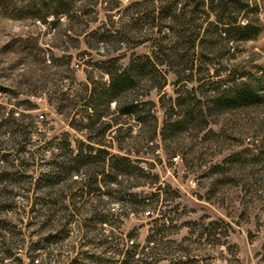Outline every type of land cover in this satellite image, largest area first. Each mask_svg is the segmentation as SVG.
Listing matches in <instances>:
<instances>
[{
    "label": "rangeland",
    "instance_id": "1",
    "mask_svg": "<svg viewBox=\"0 0 264 264\" xmlns=\"http://www.w3.org/2000/svg\"><path fill=\"white\" fill-rule=\"evenodd\" d=\"M170 1H78L72 5L77 9L70 16L62 14L53 26L52 18L43 22L35 16L43 9L41 0H0V264H121L132 241L134 257L143 258L141 264H264V0H250L247 16L240 15L241 21L247 17L258 25L254 37L227 45L223 39L204 48L213 61L207 72L187 69L179 76L177 66L159 64L162 87L149 88L146 78L137 88L138 96L153 101L156 134L152 140L127 138L120 147H108L105 168L97 171L100 190L79 197L74 196L79 185L67 178L37 184L55 153L66 151L56 143L68 145L74 155L84 146L80 140L88 141L87 130L71 123L78 118L75 110L69 105L58 109L71 100L62 102L61 93L67 91L70 97L83 93L84 84L91 87L89 76L107 81L108 74L98 63L108 57L118 55L117 65L124 67L134 56L149 53L150 37L158 30L148 25L150 16ZM177 1L175 14L185 0ZM206 10L200 6L186 16L204 18L207 25L216 17L209 7ZM183 19L171 23L180 28ZM123 26L127 29L122 39L96 41L98 31L115 33ZM167 33L168 38L176 37ZM186 47L181 44L177 49L191 55L192 49ZM230 70L237 82L243 80L255 90L254 101L217 109L195 90L202 101L204 125L189 115L181 122L182 131H175L170 141L163 139L165 117L159 96L164 94L167 101L176 89L196 85L197 76L217 80ZM156 81L162 80L156 76ZM76 100L80 107L84 100ZM110 136L104 134L106 141ZM24 143L25 148H19ZM115 155L127 158L119 165L134 170L106 184L102 178ZM124 185L146 203L157 191V202L133 207L120 203L114 198H128ZM108 186L119 193L107 194ZM72 201L88 202L72 216L60 208L67 202L73 208ZM107 212L119 215L115 227L87 220ZM66 219L64 237L47 242L44 236ZM155 224L160 228L157 243L148 242Z\"/></svg>",
    "mask_w": 264,
    "mask_h": 264
},
{
    "label": "trees",
    "instance_id": "2",
    "mask_svg": "<svg viewBox=\"0 0 264 264\" xmlns=\"http://www.w3.org/2000/svg\"><path fill=\"white\" fill-rule=\"evenodd\" d=\"M78 1L84 0H41L43 9H40L42 10L40 13H35V16L43 22L48 18H52L50 22L54 26L59 23L62 14L71 15V10L74 9L72 5ZM178 3L179 1L177 0L170 1L167 4L163 3L157 15L153 14L150 16L148 25L156 26L158 30L156 37H150L149 53L134 56L124 67L117 65L118 55L108 57L98 63L100 64L98 66L108 74L107 81L96 80L89 76L91 87L89 88L87 84H84L83 93L73 97L69 96L70 93L66 94L67 91L61 93L62 102L66 99L71 100L67 104L60 103L57 106L58 109L69 105L71 110H75L76 113L74 112V114H78V118L74 117L71 123L87 130L88 135L86 138L88 141L80 140V144L84 146H81L80 151L74 155H72L71 150L69 151L68 145L56 143L57 148H66V151L55 153V156L49 161V166L39 173L36 180L37 184H39V181H44L43 184H56L67 178L72 184L79 185L78 193H74V196L79 197H82L85 193L90 194L93 191L100 190L101 184L97 177V171L105 168L104 157L108 152V147H120L129 138L144 137L147 141L152 140L156 134V117L151 112L153 101L151 99H142L141 96L137 95L136 90L141 84L147 82L145 81L146 78L150 82L148 84L149 88L156 86L160 89L162 87L164 76L159 75L158 65L177 66L175 71H177L179 76L187 69L190 70V73L193 70L200 73L203 72V69L207 72V65L213 61L212 57L209 56V51H204V48L214 47L216 43L223 39L226 41V45L229 41L249 39L254 37L259 30L258 25L249 21L247 17L245 21L240 20V15L241 17L244 14L247 16L248 9H250L248 7L250 6V0H209L208 2L206 0H185L184 4L179 8L182 11L175 14ZM190 4H192V7H190ZM188 6L190 7L189 9L186 8ZM200 6L204 12L209 7L214 12L216 19L204 25V18L195 20L193 17L190 19V17L186 16L187 11L195 12ZM82 11L84 12V9ZM181 17L184 18V24H181L180 28L171 23ZM135 19L138 20L139 17H135ZM158 19L159 21L165 19L170 22L156 23ZM122 28L115 30V33H119L118 36L109 29L98 31L96 41L108 43L113 39H122L124 36L122 34H125L127 29L124 26ZM167 32L173 33L176 37L168 38ZM63 34L69 36L65 30ZM213 34H215V37H213ZM181 44L185 45V47L187 46V50L192 49L191 55L187 56V53L180 52L177 49ZM243 75V73L238 74V76ZM156 76H159L162 81H156ZM236 79L233 70H230L229 73L219 77L217 80H210L205 76H197L194 78L196 85H193L190 89L187 87L176 89V94L168 96L167 101L163 100L164 94L160 95L159 100H161L160 104L164 109L165 117L161 129L162 138L169 141L172 140L173 136H175V131L184 129L181 126V122L187 119L189 115L195 117L196 122L203 123L201 124L202 126L204 125L202 101L194 95L195 90H200L201 92L199 93L208 98L217 109L231 110L240 105H247L253 102L257 96L255 90L247 82L243 80L237 82ZM76 99L84 100L80 107H76ZM111 103L114 104L112 111H110ZM108 113L112 115L110 118L105 119V115ZM123 116L131 117L133 121ZM135 125L137 126L136 132H133ZM166 130L169 132H166ZM106 132L111 135L107 141L104 138ZM25 145L26 143L20 145L19 148H25ZM91 150L94 153H91ZM120 159L123 160L122 163L127 161V158H119L115 155L114 160L111 161L109 173L102 178L104 183L118 182L117 177L121 173L132 174L134 169L119 165ZM133 168L140 169L136 166H133ZM112 192L119 193V189L108 186L106 193L111 194ZM124 192L128 198L124 200L123 195H117L114 199L122 204L125 202L132 207L139 204L146 205L157 202V191L151 193V198H149L147 203L144 199H137L138 193L129 191L125 188V185ZM87 202L83 201L80 205H76L72 201L73 208H70L67 202L63 203L60 208L70 211L68 215L73 216ZM118 216L112 212L97 213L88 217L87 220L96 222V225L98 223L100 226L105 222H109L115 227L119 220ZM81 220L85 223V218ZM67 224L68 219L64 220V222L59 221L57 223L58 227L44 236V239L49 243L57 242L64 237V234L61 235V233L62 229L67 227ZM67 230L66 228V232ZM159 232L160 228L157 224L151 226L147 241L157 243L156 236L159 235ZM135 249L136 244L132 241L126 253L120 259L121 264H141L138 262L143 260V258L134 257ZM115 250L117 249L115 248Z\"/></svg>",
    "mask_w": 264,
    "mask_h": 264
}]
</instances>
